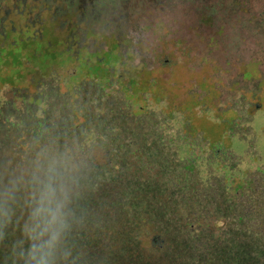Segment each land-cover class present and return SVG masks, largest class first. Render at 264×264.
Listing matches in <instances>:
<instances>
[{
	"label": "rangeland",
	"instance_id": "rangeland-1",
	"mask_svg": "<svg viewBox=\"0 0 264 264\" xmlns=\"http://www.w3.org/2000/svg\"><path fill=\"white\" fill-rule=\"evenodd\" d=\"M28 3L6 17L49 54L2 53L0 264L49 245L50 264H264L263 2H207L204 22L175 2H126V21L115 0L91 19ZM43 153L73 165L55 220L35 215Z\"/></svg>",
	"mask_w": 264,
	"mask_h": 264
},
{
	"label": "trees",
	"instance_id": "trees-1",
	"mask_svg": "<svg viewBox=\"0 0 264 264\" xmlns=\"http://www.w3.org/2000/svg\"><path fill=\"white\" fill-rule=\"evenodd\" d=\"M112 0H0V2H14V4H12L11 6H9L8 8H3V6L0 4V37L3 36V32H5L6 34H8V36L12 37L13 39L10 41L5 42L4 41H0V62H2L4 60V56H3V52H6L7 50H11L10 52H13V54L17 56V60L11 64H21L23 61H25V58L23 57V54L21 53V44L23 42L25 43H34L37 42V47H39L40 49L42 48V52H43V48L47 49V46H42V43L39 42L38 39H34L32 36H30L31 32L28 29L29 25L28 23H26L25 21H22L23 23H14L10 17H6L7 15H9V13H14L16 15H22V6L24 5V2H35L32 3L33 5L29 4L27 5L26 9L29 11H39V10H45V9H53L52 11L56 12L58 7H61L63 10L64 15H70L71 13H73V8L75 7H82V4H86L88 2H90V4L92 5V9H91V13H89L90 15V19L93 16V18H96L98 16H100V14L102 13V9L97 8L96 6H98V2H110ZM75 2H81L79 3V5H76ZM115 2H119L121 10H122V14H123V20L126 21L127 19H133L135 16H133L134 14L132 12H130L126 7L125 4L126 2H144V4H147L148 8H157L160 11H166L167 8H165L168 3L167 2H175L174 4V9L177 8V6H181L184 5V7H190L192 8L201 18V21L204 22V20H207L210 18V13L211 11L208 12V7L206 8V3L207 2H243V10H245V5L247 2H263V6H264V0H115ZM157 2V3H156ZM156 5H153V4ZM178 3V5H177ZM31 5V6H30ZM103 7V6H101ZM173 7V6H171ZM264 8V7H263ZM10 11V12H9ZM56 14H58L56 12ZM84 14V12H83ZM89 15L88 18H89ZM85 17V15H84ZM92 18V20H93ZM87 19V17H86ZM57 20L56 19H52V22H55ZM135 20V18H134ZM253 20L255 21L254 24L259 25L258 28H262V30L264 31V10L263 12H258L257 14L253 13ZM259 21V24H258ZM21 22V21H20ZM50 22V21H49ZM87 21L85 20V22H83V24L85 25V30L87 31V33L89 34H93L95 30H93L92 28H90L88 25L86 26ZM108 25V24H105ZM109 27V26H108ZM112 28V26H110V29ZM61 31L65 30L66 32L70 30L69 24H67L65 27L61 26V28H59ZM95 29V28H94ZM115 29V28H114ZM126 31H127V27H126ZM97 32V30H96ZM114 31L110 32V34H103V38L108 40L109 37L114 36ZM65 51L64 53L69 54L71 49H70V39L67 37V39L65 40ZM2 44H4V46H1ZM103 53L104 55H106L105 58L102 57V60L100 61V63L103 62L104 59H108V52L109 51H100L98 52L99 55H101L100 53ZM43 56L46 54L48 55L49 53H47L46 51L42 53ZM87 63L89 61H86ZM99 62V61H98ZM38 64H40V62H36ZM48 63H51L48 61ZM90 63V62H89ZM51 65V64H49ZM108 70V68H107ZM11 72H13V70H11ZM38 101V100H37ZM10 125V124H9ZM11 126V125H10ZM6 134V135H5ZM11 140V135L7 134V133H3L2 135H0V147L3 146L4 144H7L9 141ZM0 158L5 160V163H7L8 160V156H7V152L5 149H0ZM7 161V162H6ZM7 166H4L5 169H7ZM11 221H13V219H8V222L13 224L14 226H11L14 230L19 229V227H17L16 224L22 225L20 220H15L14 223H12ZM31 238V237H30ZM6 261H2L1 264H5Z\"/></svg>",
	"mask_w": 264,
	"mask_h": 264
},
{
	"label": "clouds",
	"instance_id": "clouds-1",
	"mask_svg": "<svg viewBox=\"0 0 264 264\" xmlns=\"http://www.w3.org/2000/svg\"><path fill=\"white\" fill-rule=\"evenodd\" d=\"M73 168L71 159L64 155H50L43 153L37 157L35 168V182L39 193L37 217L47 216L52 220L59 213V200L63 192V185ZM50 245L36 250L33 256L35 264H50Z\"/></svg>",
	"mask_w": 264,
	"mask_h": 264
}]
</instances>
